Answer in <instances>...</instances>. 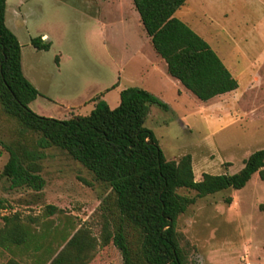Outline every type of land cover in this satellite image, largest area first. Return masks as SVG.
Wrapping results in <instances>:
<instances>
[{"label": "rangeland", "instance_id": "rangeland-1", "mask_svg": "<svg viewBox=\"0 0 264 264\" xmlns=\"http://www.w3.org/2000/svg\"><path fill=\"white\" fill-rule=\"evenodd\" d=\"M96 9L105 15V25L92 19ZM179 11L175 18L217 52L227 51L230 36L244 37L258 23L264 0H189ZM108 14L103 0H6L5 25L20 45L22 74L39 93L28 106L34 114L68 120L88 115L97 101L115 109L120 93L128 88L154 97L160 90L168 111L150 107L144 127L153 133L166 160L191 157L196 182L203 174H235L253 152L264 149V80L245 90L250 63L261 73L259 79L264 76V57L246 55L243 46L234 49L231 58L240 72L236 91L198 104L189 93L177 98L172 82L156 76L144 60L134 57L130 33L106 18ZM39 37L50 44L48 51L31 46L30 41ZM38 139V134L24 130L0 106V143L20 154H42L34 164L44 181L39 192L14 187L2 176L10 157L0 146V228L3 218L17 215L33 236H43L34 254L32 247L0 249V264H40L46 249L64 248L79 230L95 241L89 264H123L112 245H100L104 230L113 232L119 221L110 188L95 181L65 152L39 149ZM179 194L194 196L183 190ZM227 198L230 204L225 203ZM48 206L57 209L52 216L46 214ZM124 232L130 246L137 248V231L125 225ZM177 232L187 264H264V182L254 174L240 190L197 199L178 218Z\"/></svg>", "mask_w": 264, "mask_h": 264}, {"label": "trees", "instance_id": "trees-1", "mask_svg": "<svg viewBox=\"0 0 264 264\" xmlns=\"http://www.w3.org/2000/svg\"><path fill=\"white\" fill-rule=\"evenodd\" d=\"M187 1L131 0L154 52L166 64L167 74L206 103L235 91L237 82L209 45L174 17ZM5 9L6 0H0V106L4 114L24 130L38 134L39 149L65 152L95 181L110 188L119 221L113 232L104 230L101 247L112 245L123 264H187L177 232L178 218L197 199L244 188L254 174L264 182V149L253 152L235 174H203L196 182L191 157L182 156L178 162L166 160L153 133L144 127L150 107L168 111L166 104L146 91L123 90L113 110L104 101H97L86 116L68 120L37 116L28 106L39 93L22 74L20 45L5 25ZM30 44L37 51H48L50 47L41 37ZM0 146L10 157L2 176L14 187L41 191L44 181L36 174L34 161L43 155L32 151L20 154L2 143ZM180 190L194 196L181 195ZM225 203L230 204L231 199H225ZM56 210L48 206L46 214L52 216ZM2 220L0 249L22 246L26 250L32 247L34 252L40 250L38 240L43 236H33L17 215ZM125 225L137 231V248L127 241ZM94 242L79 230L59 253L46 249L40 264H89Z\"/></svg>", "mask_w": 264, "mask_h": 264}, {"label": "crops", "instance_id": "crops-1", "mask_svg": "<svg viewBox=\"0 0 264 264\" xmlns=\"http://www.w3.org/2000/svg\"><path fill=\"white\" fill-rule=\"evenodd\" d=\"M106 2V5L110 9L109 16H106V18H112V23H116L118 27L120 26L129 34V40L131 43L135 44L134 46L136 48H133V56L138 57L139 59H142L145 61L147 66L151 67L152 73H154L156 76H161L162 79L167 81L169 84L172 82L174 84V90L176 91V97L180 98L186 95V93H189L193 98H195L188 90H186L176 79L170 77L167 74L166 70V64L164 61L154 52L150 39L145 34L144 30L142 31V25L139 20V16L137 12L134 10V7L132 5L131 0H103ZM189 1V0H188ZM187 1V2H188ZM180 12L179 10L174 14V16L177 15V13ZM102 11L96 9L94 11V14H92V19L99 20V24L105 25V18ZM224 16L226 17V14L224 13ZM257 24L251 26L250 30H248L244 37L237 38V36L233 35L230 36L229 39H227L228 43V50H222L218 49L219 52L214 50L213 47L209 43L205 42L209 45V47L215 52L217 57L220 59L224 67L228 70L230 75L236 80L239 75V70L236 68L235 63L233 62V59L231 58L232 52L234 49H237L239 47L244 48L246 55L252 56V57H264V12L261 11L258 13L256 17ZM179 20V19H178ZM181 21V20H180ZM182 22V21H181ZM185 24V23H184ZM186 25V24H185ZM113 27V25H112ZM136 28V30H135ZM142 28V29H141ZM136 31V32H135ZM43 39H46L45 36L42 37ZM250 76H248V81L245 85V90H249L253 88L254 84L258 80H264V76L260 79L257 77L260 72H258L255 65L250 63ZM253 70V71H252ZM169 78V79H168ZM169 80V81H168ZM171 80V81H170ZM236 91V90H235ZM230 92L224 95H220L217 97L212 98L206 103H210L212 101L221 100L223 98L229 97L234 94V92ZM154 95L162 102H166V97L164 96L163 92L160 90H157L154 92ZM189 97V98H192ZM196 99V98H195ZM197 100V99H196ZM198 101V100H197ZM200 101H198L199 104ZM202 103V102H200ZM203 103V104H206ZM166 104V103H165ZM150 112L148 114L147 120L150 117ZM146 120V122H147ZM64 246V245H63ZM22 247V246H19ZM23 248V247H22ZM63 247H61L57 253H59ZM33 254L36 253L33 250H30ZM57 255V254H56ZM55 255V256H56ZM53 256V258L55 257Z\"/></svg>", "mask_w": 264, "mask_h": 264}, {"label": "built area", "instance_id": "built-area-1", "mask_svg": "<svg viewBox=\"0 0 264 264\" xmlns=\"http://www.w3.org/2000/svg\"><path fill=\"white\" fill-rule=\"evenodd\" d=\"M246 264H249V263H246Z\"/></svg>", "mask_w": 264, "mask_h": 264}]
</instances>
